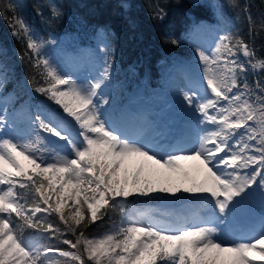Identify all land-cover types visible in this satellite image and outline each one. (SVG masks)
I'll return each instance as SVG.
<instances>
[{
	"label": "snow or ice",
	"instance_id": "6c2138e0",
	"mask_svg": "<svg viewBox=\"0 0 264 264\" xmlns=\"http://www.w3.org/2000/svg\"><path fill=\"white\" fill-rule=\"evenodd\" d=\"M10 26L37 57L33 67L43 83L34 80L35 91L59 109L30 116L19 139L0 136V264H254L255 257L264 262V230L231 244L217 239L232 226L248 190L264 189V57L249 43L229 32L218 36L210 54L196 49L199 76L180 94L183 105L201 117L198 123L212 127L202 128L196 146L185 151L179 142H140L111 126L103 91L110 63L95 79L78 83L42 55L45 42L22 19L15 17ZM249 72L258 74L252 84ZM6 75L0 65V88ZM190 161L198 162L192 171L184 167ZM180 193L196 197L198 206L177 218L179 226L154 220L152 209H136L135 217L101 237L85 233L110 210L127 214L124 201L130 197ZM39 213L55 215L64 227ZM25 229L50 233L47 239L72 250L34 245Z\"/></svg>",
	"mask_w": 264,
	"mask_h": 264
},
{
	"label": "trees",
	"instance_id": "16d2710c",
	"mask_svg": "<svg viewBox=\"0 0 264 264\" xmlns=\"http://www.w3.org/2000/svg\"><path fill=\"white\" fill-rule=\"evenodd\" d=\"M213 5L222 9L226 16L227 33L240 36L255 49L258 57H264V28L260 27L264 19V0H207L196 3L192 0H0V65L7 70L4 90L6 93L13 91L16 98L23 97L26 102L55 108L52 100L35 91L33 81L37 84L43 81L33 67L37 57L27 48L26 38L12 34L10 21L14 22L17 16L37 35L38 40L44 42L51 35L70 32L86 42L92 35L102 32L108 42L106 57L112 65L113 78L120 84L123 102L129 94L127 89L143 90L142 79L149 77L153 84H157L162 73L161 61L167 58L188 59L194 54L187 37L201 21H213ZM8 6L12 9L5 12ZM53 10L58 11L59 16H53ZM158 13H162V19ZM172 39L177 43H171ZM240 58L244 59L242 55ZM134 74L137 76L132 81ZM257 78L258 74L251 72L247 76L250 84ZM189 199V194L180 193L177 197L168 194L134 196L127 201L136 205L163 201L182 205ZM84 211H87L86 205ZM38 215L54 226L64 227L55 215ZM122 217L119 209L110 210L102 220L90 224L85 233L89 237L98 235L119 223ZM50 235L42 230L25 229V238L37 236L45 245L72 250L58 239H47ZM66 238L75 240L71 234H67ZM65 259L58 258L60 261Z\"/></svg>",
	"mask_w": 264,
	"mask_h": 264
},
{
	"label": "rangeland",
	"instance_id": "374dc122",
	"mask_svg": "<svg viewBox=\"0 0 264 264\" xmlns=\"http://www.w3.org/2000/svg\"><path fill=\"white\" fill-rule=\"evenodd\" d=\"M192 1L196 3L207 0ZM213 9V21L197 24L188 36L194 55L188 60L167 58L161 61L162 73L157 84H153L149 77L142 79L143 90L140 91L136 88V91L134 89L132 92L127 89L129 97L123 103L121 102L123 96L120 84L113 78V68L111 67L110 79L106 82L103 91L109 99V105H105L106 115L114 129L130 138L138 139L140 142L160 141L165 146L179 142L180 147L188 151L196 146L202 128L212 127V125L198 123L201 117L183 105L180 93L182 89L186 88L189 80L197 79L199 76L200 62L196 55V49L199 48L210 54L218 36L228 31V21L222 9L217 8V5ZM32 33L37 38V35ZM49 41H55V43ZM107 44L106 36L102 32L92 35L86 42L73 32L51 35L42 48V55L48 58L61 73L70 76L78 83L86 84L97 77L99 71L105 66V61L109 63L108 57H106L107 50H105ZM133 76L132 81L136 79L137 75ZM46 105L26 102L23 97L16 98L15 93H6L3 85V88H0V118L5 120V124L0 127V136L17 139L24 136L29 128V117L42 108H51ZM54 109H59V106L55 104ZM137 162L141 161L137 160ZM197 163L190 161L184 167L192 171ZM133 171V168L129 169L130 178ZM248 191L251 194L236 213L232 226L224 234L217 236V239L225 244L250 239L258 236L264 230L262 228L264 226V189L254 185ZM189 196V203L183 207L172 205L167 201L147 204V207L124 201L127 206V214L123 213L121 221L135 217L134 210L136 209H152L154 220L171 222L174 226H179L176 223L177 218L187 215L190 210L198 206L197 198ZM121 221L92 237L103 236ZM143 222L148 223L149 221L144 220ZM26 239L34 245L43 244L37 236L26 237ZM49 256L54 259L63 258L56 253H49ZM71 262L68 261L67 264H71ZM254 264H264V262L255 257Z\"/></svg>",
	"mask_w": 264,
	"mask_h": 264
}]
</instances>
